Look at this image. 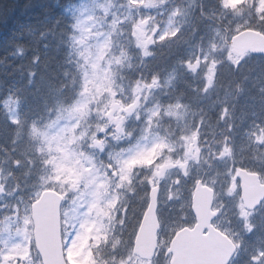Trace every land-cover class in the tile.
I'll return each instance as SVG.
<instances>
[{"label":"rangeland","instance_id":"374dc122","mask_svg":"<svg viewBox=\"0 0 264 264\" xmlns=\"http://www.w3.org/2000/svg\"><path fill=\"white\" fill-rule=\"evenodd\" d=\"M205 2L75 5L82 66L77 97L22 131L34 141L33 165H43L30 190L20 189L22 178L0 162V264H42L27 242L34 243L31 205L45 189L65 196L69 264H169L165 246L182 222L193 219L200 181L216 191L215 207L222 210L216 226L236 240L239 256L245 248L235 264H264V206L247 213L240 189H232L238 169L250 168L253 143L262 153L257 166L264 181V57L247 56L235 73L230 46L243 29L264 31V0H220L218 8ZM148 18L142 33L140 22ZM163 56L171 59L166 68ZM5 107L18 122L19 102L9 97ZM157 185L164 249L148 261L132 253L126 229L138 228Z\"/></svg>","mask_w":264,"mask_h":264},{"label":"trees","instance_id":"16d2710c","mask_svg":"<svg viewBox=\"0 0 264 264\" xmlns=\"http://www.w3.org/2000/svg\"><path fill=\"white\" fill-rule=\"evenodd\" d=\"M80 1L0 0V162L22 178L24 192L31 189L28 186L43 165H33L34 141L22 136V131L57 106L71 104L79 91L82 66L74 39L77 13L73 8ZM219 3L205 2L211 8ZM161 64L166 68L171 59L163 56ZM9 97L20 102L17 125L6 115L4 100Z\"/></svg>","mask_w":264,"mask_h":264},{"label":"water","instance_id":"95a60500","mask_svg":"<svg viewBox=\"0 0 264 264\" xmlns=\"http://www.w3.org/2000/svg\"><path fill=\"white\" fill-rule=\"evenodd\" d=\"M148 24L149 19L142 22L141 26ZM231 45L233 52L241 58L247 52L264 55V33L242 31L232 38ZM239 175L243 180L242 196L245 204L249 209H254L264 199V185L257 174L241 171ZM159 193V186L151 189L150 203L135 240L134 253L147 259L154 258L158 246ZM213 195L212 189L198 184L193 206L197 223L194 228H184L175 236L168 250V253H173L171 264H229L236 253L233 241L212 224L218 215V211H212ZM62 202L60 193L45 190L33 204L37 249L44 264H66L61 234Z\"/></svg>","mask_w":264,"mask_h":264},{"label":"bare ground","instance_id":"6f19581e","mask_svg":"<svg viewBox=\"0 0 264 264\" xmlns=\"http://www.w3.org/2000/svg\"><path fill=\"white\" fill-rule=\"evenodd\" d=\"M56 5H58V1L56 2ZM7 99V98H6ZM6 99L4 100V102L6 101Z\"/></svg>","mask_w":264,"mask_h":264}]
</instances>
